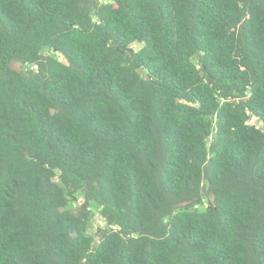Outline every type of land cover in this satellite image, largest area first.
<instances>
[{"label":"trees","instance_id":"obj_1","mask_svg":"<svg viewBox=\"0 0 264 264\" xmlns=\"http://www.w3.org/2000/svg\"><path fill=\"white\" fill-rule=\"evenodd\" d=\"M262 124L264 0H0V264H264Z\"/></svg>","mask_w":264,"mask_h":264},{"label":"rangeland","instance_id":"obj_2","mask_svg":"<svg viewBox=\"0 0 264 264\" xmlns=\"http://www.w3.org/2000/svg\"><path fill=\"white\" fill-rule=\"evenodd\" d=\"M15 67L19 68V65L15 64ZM261 127L264 128V125L262 124ZM80 201L82 202L83 199H80ZM104 224L105 222L100 218V216L98 214H95L93 224H92L90 231L93 233L98 226L104 225Z\"/></svg>","mask_w":264,"mask_h":264},{"label":"water","instance_id":"obj_3","mask_svg":"<svg viewBox=\"0 0 264 264\" xmlns=\"http://www.w3.org/2000/svg\"><path fill=\"white\" fill-rule=\"evenodd\" d=\"M139 72H141L145 77L149 78L147 72L141 70V69H138Z\"/></svg>","mask_w":264,"mask_h":264}]
</instances>
